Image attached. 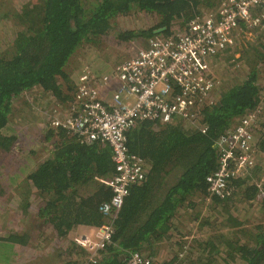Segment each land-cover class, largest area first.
Listing matches in <instances>:
<instances>
[{
    "label": "trees",
    "instance_id": "1",
    "mask_svg": "<svg viewBox=\"0 0 264 264\" xmlns=\"http://www.w3.org/2000/svg\"><path fill=\"white\" fill-rule=\"evenodd\" d=\"M220 1H25L9 17L13 35L0 42V157L16 147L18 136L10 115L15 100L37 91L67 108L76 85L66 69L71 57L85 43L97 44L112 32L120 17L134 14L150 18L152 24L117 31L119 41L137 35L167 36L174 23L184 30L186 23ZM260 22L264 24V14ZM258 27L247 56L238 60L248 68L228 87H221V82L212 103L194 108L191 120L181 116L167 123L144 120L126 133L129 151L143 160L146 177L124 198L113 219L111 243L99 251L95 263L68 233L108 221L99 205L112 194L107 182L114 171L111 147L104 141L85 143L62 126L45 124L44 140L51 150L22 171L17 217L10 214L9 205L4 206L0 264H125L133 251L154 259L162 245L169 250L159 264H264V224L253 220L256 215L264 218V195H259L264 191V164L229 180L231 192L224 198L210 196L206 182L218 165L215 140L249 112L256 113L255 156L264 153V30ZM238 42L237 35L232 48ZM187 214L184 223L181 218ZM27 215L38 223L35 232L46 243L55 237L63 241L56 254L34 256L44 245L31 246L34 234L21 223ZM21 249L33 256L21 259ZM10 258L15 261L10 263Z\"/></svg>",
    "mask_w": 264,
    "mask_h": 264
},
{
    "label": "built area",
    "instance_id": "2",
    "mask_svg": "<svg viewBox=\"0 0 264 264\" xmlns=\"http://www.w3.org/2000/svg\"><path fill=\"white\" fill-rule=\"evenodd\" d=\"M258 10L264 11V0H221L216 8L186 23L180 33L151 37L145 47L108 73L83 75L62 116L49 112L51 128L62 126L85 143L104 141L111 147L114 171L107 182L112 194L99 205L108 221L96 228L95 237L73 239L89 254L90 262H97L99 251L111 243L113 219L130 188L146 177L143 160L129 151L126 133L139 121L167 123L175 116L191 120L194 108L212 103L218 85L213 59L231 49L240 32L247 34L264 26L260 22L264 13L258 15ZM255 119V112L241 116L215 140L218 165L206 177L210 196L230 195L229 180L255 167ZM125 261L159 264L138 251L130 252Z\"/></svg>",
    "mask_w": 264,
    "mask_h": 264
},
{
    "label": "rangeland",
    "instance_id": "3",
    "mask_svg": "<svg viewBox=\"0 0 264 264\" xmlns=\"http://www.w3.org/2000/svg\"><path fill=\"white\" fill-rule=\"evenodd\" d=\"M25 1L30 0H0V42L4 38L6 41L7 37L13 35L15 26L13 20H10L9 17L13 16L15 10H17L21 4L25 3ZM151 24L152 21L150 18L137 17V15L134 14L123 18L120 17L112 32L110 31L109 34L103 36V39L101 38L97 44L85 43L79 47L76 53L71 57L66 68L70 71L73 82L76 84L83 75L88 74L89 76L96 77L108 73L112 68H115L121 63V61L133 55L138 49L145 47L149 39L153 36L142 37L137 35L130 40L119 41L116 37V32L146 29L151 26ZM260 27L261 25H259L258 29ZM255 29L256 28H254L251 33L247 34L240 32L238 34L239 42L236 48H231L232 50L230 49V51L219 55L217 58L215 57L216 59L212 63V69L218 78V85L222 82L221 87H228L231 83L230 80L248 68L246 63H242L238 60L247 56L246 53L251 48L250 44L255 41ZM260 29L264 30V26ZM181 31H183V28H179L177 23H174L173 27H171V35L180 33ZM159 35L162 36L163 34ZM214 95L216 96L215 90ZM31 106H33V109ZM65 109L66 107L64 108V105L59 104V102L55 101L52 97L43 93L39 94L37 91H28L22 94L19 100H15L13 104V114L10 115L15 126V133L18 136V139L14 142L16 147L11 152L0 157V223L4 218L5 205H9L10 214H13L15 218L17 217L20 197L16 192L21 189L20 184L22 177H24V172L22 173V171H27L30 166L27 168L26 166L32 161H34L35 164L39 163L38 160H43L51 150V144L49 141L44 140L43 133V131L46 130L44 125L48 124L46 119L49 112L61 117ZM31 150H33V153ZM259 162L264 164V153L258 154L256 157V164ZM188 216L187 214L185 219L181 218L184 220V223H188L186 221ZM4 219H6V216ZM253 220L256 223L259 222L264 224L262 215L254 216ZM21 223L26 226V229L28 228L27 230L31 234H34L33 239L30 241L32 242L31 246L37 243L44 245L40 247L38 253L34 256H39L41 254H43V256H51L57 253L58 245L63 242L62 240H58L55 237L46 243L43 235L41 236V234L35 232L36 230L38 232V223L34 221L32 215H27L26 222L21 221ZM25 249H21L19 253L21 257L18 256L19 254L17 253V256L23 260L24 257L27 259L33 256V254L26 256L27 252H25ZM166 249L167 247L163 245L157 248L156 256L154 257V259L157 260L156 262L159 263L165 259L164 255L167 254L169 250ZM82 257L83 255L80 254V258ZM10 259H7L10 263L15 261L12 258Z\"/></svg>",
    "mask_w": 264,
    "mask_h": 264
},
{
    "label": "crops",
    "instance_id": "4",
    "mask_svg": "<svg viewBox=\"0 0 264 264\" xmlns=\"http://www.w3.org/2000/svg\"><path fill=\"white\" fill-rule=\"evenodd\" d=\"M76 229H72L71 231H69L68 236L71 239H74L75 237H80L83 235H88V237L89 236L95 237V234H96V228L95 227L81 226V227L76 228Z\"/></svg>",
    "mask_w": 264,
    "mask_h": 264
},
{
    "label": "clouds",
    "instance_id": "5",
    "mask_svg": "<svg viewBox=\"0 0 264 264\" xmlns=\"http://www.w3.org/2000/svg\"><path fill=\"white\" fill-rule=\"evenodd\" d=\"M131 56H132V55H131ZM131 56H130V57H131ZM217 57H218V56H217ZM217 57H216V58H217ZM128 58H129V57H128ZM216 58H214V59H216ZM214 59H213V60H214Z\"/></svg>",
    "mask_w": 264,
    "mask_h": 264
}]
</instances>
